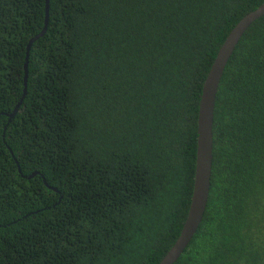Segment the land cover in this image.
Instances as JSON below:
<instances>
[{"label": "trees", "instance_id": "trees-1", "mask_svg": "<svg viewBox=\"0 0 264 264\" xmlns=\"http://www.w3.org/2000/svg\"><path fill=\"white\" fill-rule=\"evenodd\" d=\"M262 4L49 0L46 23V0H0V264H160L191 204L204 81ZM213 155L175 264H264V16L226 67Z\"/></svg>", "mask_w": 264, "mask_h": 264}, {"label": "water", "instance_id": "water-1", "mask_svg": "<svg viewBox=\"0 0 264 264\" xmlns=\"http://www.w3.org/2000/svg\"><path fill=\"white\" fill-rule=\"evenodd\" d=\"M46 23L49 21V0H46ZM264 16V4L246 15L230 32L221 46L204 81L198 109V144L195 170V183L188 216L179 238L162 259L160 264H175L186 251L203 221L207 210L213 171L214 120L217 97L226 67L235 52L240 40L253 22ZM47 28V26H46ZM46 28L28 46L27 63L25 65L27 81L29 51L32 44L43 36ZM20 106V105H19ZM18 106V108H19ZM34 176V175H33Z\"/></svg>", "mask_w": 264, "mask_h": 264}]
</instances>
